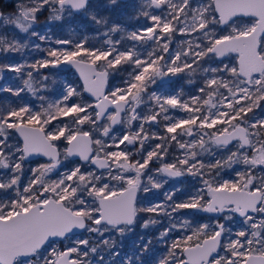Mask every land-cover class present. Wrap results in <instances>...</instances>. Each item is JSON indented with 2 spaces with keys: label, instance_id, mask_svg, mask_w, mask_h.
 <instances>
[{
  "label": "snow or ice",
  "instance_id": "1",
  "mask_svg": "<svg viewBox=\"0 0 264 264\" xmlns=\"http://www.w3.org/2000/svg\"><path fill=\"white\" fill-rule=\"evenodd\" d=\"M121 7L0 12V57L42 53L0 63L19 81L0 83V264H264V0H137L133 27ZM42 11L66 38L34 30ZM182 74L194 94L170 89ZM141 214L167 224L126 249Z\"/></svg>",
  "mask_w": 264,
  "mask_h": 264
},
{
  "label": "flooded vegetation",
  "instance_id": "2",
  "mask_svg": "<svg viewBox=\"0 0 264 264\" xmlns=\"http://www.w3.org/2000/svg\"><path fill=\"white\" fill-rule=\"evenodd\" d=\"M131 1L132 0H124V1H121V2H127V4L129 5V7H130V9H129V11H130V13L131 14H133L132 13V6L134 5L133 3L131 4ZM13 5V6H12ZM9 7V8H8ZM11 8V10L12 9H14V3L12 2V0H0V12H2V13H6L9 9ZM128 16H130V15H128ZM128 16H127V19H126V23H124L126 26H128V27H133V26H135L136 24H137V22L136 21H130V20H128ZM139 23H143V21L141 20ZM179 37H176V39H178ZM2 60H5L6 58H4V57H0ZM7 60V59H6ZM41 70H43V71H45V73H40V75H49L50 77L51 76H55V77H60V79L59 80H64V79H68V80H75L76 78H75V76L73 75V73L71 72V71H68L67 69H41ZM6 74H8L7 72H5V73H3V75H6ZM119 75L120 74H118V77H119ZM125 75V74H124ZM7 77V76H6ZM35 79H36V77H35ZM40 78H37L36 80H39ZM182 79H184V82L185 81H188V77L186 76V75H180V76H178V77H176V78H171V82H173V81H175V82H178L177 84H180L181 82V80ZM6 82H7V80H6ZM170 82V83H171ZM183 82V83H184ZM8 83V82H7ZM14 83H19V81H14ZM183 83H181L180 84V88L181 89H183V88H185V86H184V84ZM199 81L198 80H196L194 83H192V85H191V87H192V89H189L187 92H186V94H189V93H194L195 92V88L196 87H198L199 86ZM176 84V85H177ZM49 85H52V84H49ZM55 87V89L56 90H58V88H59V85L57 84L56 86H54ZM51 90L53 91V88H51ZM51 91V92H52ZM205 159L207 160L208 159V157H205ZM46 161V158H43V157H40V158H32V163L29 165V164H26L25 165V168L27 169V168H29L30 166H35V164H37V163H42V162H45ZM238 169V168H237ZM61 170H63V168H61L60 169V171ZM224 177H233V176H231L232 175V173L230 174V175H227V173H225V174H222ZM27 179V176H25V180ZM192 183H198V180H194L193 178H191V177H188V178H186V179H184V180H182V182H181V186L182 187H186V188H191V185H192ZM160 199L162 198V195L159 197ZM179 198H181V197H178V199ZM190 211V213H192V215H193V219H191L192 221H193V223H194V226H195V224H198V223H203V222H208V216L210 215V214H203V213H196V212H193L192 210H189ZM143 219H147V215L146 214H141V220L140 221H138V223L140 224V223H142V221H143ZM162 220H163V224L162 225H155L154 227H153V229H158V230H160L161 229V227L164 225V221H166L167 222V220H166V218H161ZM138 224V226H137V230H138V233H136L137 235L135 236V238H133V239H129L128 241H129V244H130V246L132 245V243L133 242H135L139 237H141V236H143V237H145V235H146V230H142L141 228H140V225ZM148 233L150 234V235H153L154 236V232L152 231V230H150V231H148ZM129 247V246H128ZM159 249V248H158Z\"/></svg>",
  "mask_w": 264,
  "mask_h": 264
},
{
  "label": "rangeland",
  "instance_id": "3",
  "mask_svg": "<svg viewBox=\"0 0 264 264\" xmlns=\"http://www.w3.org/2000/svg\"><path fill=\"white\" fill-rule=\"evenodd\" d=\"M12 2L14 3V9H12L11 10V8L5 13V14H7V13H14L15 11H16V5H17V3L19 2V0H12ZM13 6V5H12ZM73 24H74V22H73ZM72 24V25H73ZM34 30H36V31H38V32H40L41 34H45V33H47V34H50L49 33V27H48V24H47V22H44V21H38V19H37V23H36V25H35V28H34ZM117 38H119V36H117ZM25 39H27V37H25ZM179 39V38H178ZM177 39V40H178ZM37 43H42V42H39V41H36ZM42 47H47V45H45V44H43L42 43ZM175 47V44H173V48ZM42 53H34V52H32L31 51V46H29V49L25 52V53H23V54H15L14 56L13 55H9L5 60H2L1 59V61H0V63H3V62H14V63H16V62H20L21 61V59L22 58H26V59H28L29 61H31L34 57L35 58H39V55H41ZM227 62V61H226ZM7 76V77H6ZM3 77H4V79H3V81H0V83H7V82H14V74H12V73H8L7 75H3ZM51 77H54L57 81H59V79H60V77H55V76H51ZM6 80H7V82H6ZM114 82H117V80L116 81H114ZM48 83L49 84H52V79H49V81H48ZM181 84V83H180ZM180 84H177L176 85V82L175 81H173V82H171L170 84H169V87H170V89H173V90H182L184 93H185V95H187L186 94V92L189 90V89H192V87H191V85L192 84H190V83H188V81H185L183 84H184V86H185V88H183V89H181L180 88ZM194 94V93H193ZM27 97V98H26ZM25 97V99L26 100H32L36 105H38L39 104V100H35L34 98H32V97H30V96H26ZM61 147H63V145H61ZM64 170V169H63ZM63 170H61V171H63ZM237 170H240L239 168L237 169ZM234 175H235V173L234 172H232V175L231 176H233L234 177ZM52 178L53 179H55L56 178V176L54 175V176H52ZM224 178H231V177H224ZM181 186V185H180ZM162 195V194H161ZM161 199H163V195H162V198ZM166 224H167V222L166 221H164V225L163 226H166ZM153 227L154 226H150L148 229H146V235H145V239H147L148 237H155V235L160 231V230H156V229H153ZM150 230H152L153 232H154V236L153 235H150L149 233H148V231H150ZM73 239H75V237H73ZM156 247L157 248H159L160 250H163V245L162 244H157L156 245Z\"/></svg>",
  "mask_w": 264,
  "mask_h": 264
},
{
  "label": "trees",
  "instance_id": "4",
  "mask_svg": "<svg viewBox=\"0 0 264 264\" xmlns=\"http://www.w3.org/2000/svg\"><path fill=\"white\" fill-rule=\"evenodd\" d=\"M132 3H133V4H136V3H137V0H132V1H131V4H132ZM121 4H122V7H121L120 10H118L116 13H114V18L117 19L119 22L126 23L127 16H128V15H132V14H131L130 11H129L130 7H129V5L127 4V2H121ZM8 8H9V7H8ZM47 16H48V12H47V11H42V12L39 14V16H38V21H44V22H47L48 27H49V33H50L49 35H51V36L53 37V39H55V38H66L67 35H68L66 26H64V25H59V24H57V23H55V22H49V21L47 20ZM73 22H74V24H73ZM66 23H67V22H66ZM71 23L75 26V25H78V23H86V21H83V20H80V21L73 20ZM77 30H79V28H77ZM88 34H89L90 36H94V35H95V32H94V30H93L91 27H89V29H88ZM0 61H1V58H0ZM40 73H41V74H42V73H45V71L40 70ZM6 75H7V74H6ZM123 75H124V73H120L119 77H120V76H123ZM119 77L117 78V82H119ZM37 78H40V77H39V76H36V79H37ZM180 82L183 83V82H184V79H182ZM177 83H178V82H176V84H177ZM51 91H52V90H51V88H50V89L48 90L47 93H42V94L47 95V94H49ZM25 97H26V96H25ZM26 98H27V97H26ZM225 173H227V175H230V174L232 173V171L227 170V171L223 172L222 174H225ZM185 214L188 216L189 219H193V215H192V213H190L189 210H185ZM138 224H139V223H137L134 232L131 233V234L127 237V239L124 241V244H125V248H126V249L128 248V246L130 247V244H129V241H128V240H129V239H133V238H135V236L137 235L136 233H138V230H137V226H138ZM139 225H140V224H139Z\"/></svg>",
  "mask_w": 264,
  "mask_h": 264
},
{
  "label": "water",
  "instance_id": "5",
  "mask_svg": "<svg viewBox=\"0 0 264 264\" xmlns=\"http://www.w3.org/2000/svg\"><path fill=\"white\" fill-rule=\"evenodd\" d=\"M121 1H124V0H121Z\"/></svg>",
  "mask_w": 264,
  "mask_h": 264
}]
</instances>
